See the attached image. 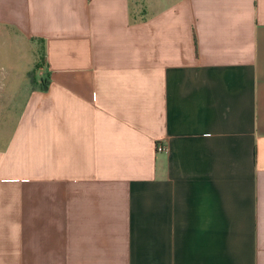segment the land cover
Returning a JSON list of instances; mask_svg holds the SVG:
<instances>
[{"label":"crops","instance_id":"0c3cea01","mask_svg":"<svg viewBox=\"0 0 264 264\" xmlns=\"http://www.w3.org/2000/svg\"><path fill=\"white\" fill-rule=\"evenodd\" d=\"M0 42V264H264V0H0Z\"/></svg>","mask_w":264,"mask_h":264},{"label":"rangeland","instance_id":"374dc122","mask_svg":"<svg viewBox=\"0 0 264 264\" xmlns=\"http://www.w3.org/2000/svg\"><path fill=\"white\" fill-rule=\"evenodd\" d=\"M10 50L5 43L0 42V96H5L7 84L10 82V69L5 59V53ZM39 60L37 63L38 67L44 65L45 59L42 48L39 50Z\"/></svg>","mask_w":264,"mask_h":264},{"label":"built area","instance_id":"2783aa9c","mask_svg":"<svg viewBox=\"0 0 264 264\" xmlns=\"http://www.w3.org/2000/svg\"><path fill=\"white\" fill-rule=\"evenodd\" d=\"M157 150H158V152H162V151H165L166 148L164 146H162V145H158L157 146Z\"/></svg>","mask_w":264,"mask_h":264},{"label":"trees","instance_id":"16d2710c","mask_svg":"<svg viewBox=\"0 0 264 264\" xmlns=\"http://www.w3.org/2000/svg\"><path fill=\"white\" fill-rule=\"evenodd\" d=\"M41 54H39V57H40ZM36 68H38V66H36Z\"/></svg>","mask_w":264,"mask_h":264}]
</instances>
